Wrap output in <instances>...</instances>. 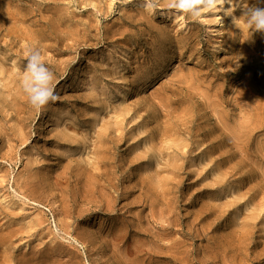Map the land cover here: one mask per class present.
I'll use <instances>...</instances> for the list:
<instances>
[{
  "label": "rangeland",
  "instance_id": "1",
  "mask_svg": "<svg viewBox=\"0 0 264 264\" xmlns=\"http://www.w3.org/2000/svg\"><path fill=\"white\" fill-rule=\"evenodd\" d=\"M196 2L0 0L7 264H264V0Z\"/></svg>",
  "mask_w": 264,
  "mask_h": 264
},
{
  "label": "clouds",
  "instance_id": "2",
  "mask_svg": "<svg viewBox=\"0 0 264 264\" xmlns=\"http://www.w3.org/2000/svg\"><path fill=\"white\" fill-rule=\"evenodd\" d=\"M169 3L174 8L188 11L191 5L197 2L196 0H169ZM244 15L247 17L251 29L264 32V8L258 6L246 7ZM27 60L22 86L31 104L37 109H42L49 103H55L58 98L52 84L53 73L45 66L40 50L36 48L29 49Z\"/></svg>",
  "mask_w": 264,
  "mask_h": 264
},
{
  "label": "bare ground",
  "instance_id": "3",
  "mask_svg": "<svg viewBox=\"0 0 264 264\" xmlns=\"http://www.w3.org/2000/svg\"><path fill=\"white\" fill-rule=\"evenodd\" d=\"M0 14H1V10H0ZM5 14L8 16L6 19H13L12 21H14L13 22V24L11 25V24H9V27H8V29L10 30V31H12V32H14V33H16L15 35H17L18 34V36H22V37H28L29 35H30V31L29 30H31L30 28H29V30H28V26L27 27H25V26H23V27H21V25L19 26V25H17V23L16 22H19V24H21V22L22 21H25L24 20V18L23 17H21V12H19V11H17V10H9V9H6L5 10ZM5 14H4V16H5ZM22 16H23V14H22ZM6 17V16H5ZM5 17H4V20H5ZM4 20H2V21H4ZM7 21V20H6ZM5 21V22H6ZM11 21V20H10ZM9 21V22H10ZM21 21V22H20ZM45 22V21H44ZM48 23H49V21H48ZM3 24V23H2ZM51 24V23H50ZM49 24V25H50ZM54 24V23H53ZM53 26V25H52ZM30 27V26H29ZM46 27V26H45ZM54 27V26H53ZM7 28V27H6ZM7 29V30H8ZM50 29H52L51 28V26H50ZM32 31V30H31ZM9 32V31H8ZM34 32V31H33ZM9 33H11V32H9ZM31 34H33V33H31ZM32 36V35H31ZM31 36H29V38H31ZM26 37V38H27ZM172 89V88H171ZM119 234H120V232H118ZM118 234V235H119ZM122 234V233H121ZM116 236H117V234H115ZM123 235V234H122ZM121 235V236H122ZM120 237V236H119ZM115 238V237H114ZM123 238V237H122ZM3 238L1 237L0 238V249H1V245H2V243H4L3 242ZM121 240V239H120ZM2 251V250H1ZM0 251V264H7V261H6V257H4V253L3 252H1ZM148 254V253H147ZM149 256H151V254L149 255ZM145 258V257H144ZM149 259V258H148ZM31 261V260H30ZM79 261V260H78ZM119 261H121V259L119 260ZM23 262H25V261H23ZM34 262V261H33ZM124 262V261H123ZM123 262H121V263H123ZM119 263V262H118ZM27 264H29V262L27 263Z\"/></svg>",
  "mask_w": 264,
  "mask_h": 264
}]
</instances>
